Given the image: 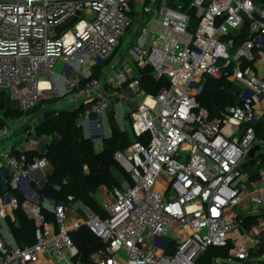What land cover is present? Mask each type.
<instances>
[{
	"label": "built area",
	"instance_id": "built-area-1",
	"mask_svg": "<svg viewBox=\"0 0 264 264\" xmlns=\"http://www.w3.org/2000/svg\"><path fill=\"white\" fill-rule=\"evenodd\" d=\"M124 36L132 37L136 64L169 78L167 87L148 93L137 74H114L117 87L142 94L130 111L131 126L148 139L115 152L131 182L107 188L101 212L83 205V216L69 217L73 202H59L48 220L39 203L26 199L21 205L35 222L36 240L21 246L0 237V264H47L41 254L50 264H81L71 232L82 225L103 242L86 264H196L209 246L230 242L229 257L243 260L264 242L257 226L243 229L238 219L250 208L264 209V157L258 182L241 166L255 144H262L255 157L264 153V136L253 125L264 115V74L255 71L264 54V0H0V90L26 112L62 96L53 68L61 59L75 61L87 75L79 88V122L86 124L111 102L91 66L111 58ZM206 75L240 85V102L221 120L209 118L198 101ZM78 82L68 79L69 89ZM11 134L3 119L0 218L19 205L11 190L49 165L45 155L6 149ZM236 228L242 232L233 238Z\"/></svg>",
	"mask_w": 264,
	"mask_h": 264
},
{
	"label": "trees",
	"instance_id": "trees-1",
	"mask_svg": "<svg viewBox=\"0 0 264 264\" xmlns=\"http://www.w3.org/2000/svg\"><path fill=\"white\" fill-rule=\"evenodd\" d=\"M243 35V37H246L245 32H243ZM240 39L238 38V41ZM97 68H99V65L93 68L92 77L99 78ZM85 79L79 81L74 90L79 89ZM139 79L140 87L148 93H157L169 85V78L165 75L159 78L156 77L153 68L149 65L140 67ZM197 98L200 105L208 110L209 118L217 120L222 119L224 110L240 102L237 88L225 76L216 78L206 75ZM48 101L53 102L55 99ZM38 104L23 112L6 100L5 108L0 111V114H4L6 117L19 118L23 113L28 114L36 111ZM83 107L84 104L80 101L71 107H54L46 110L39 122L35 124V132L37 135L51 136V141L41 151H25L29 157L35 154L45 155L49 161V166L52 168L44 176V180L40 185L33 182V187L38 194L40 210L48 220L55 219L54 208L45 204L44 200H51L54 203L79 201L93 211L101 212L102 208L96 197L99 187L101 185L107 188L122 187L124 182H131L126 170H123L124 172L119 170V162L115 159V152L127 149L135 140L139 139L146 142L148 139V135L135 136L132 126L131 137L127 130L120 128L111 116L112 133L103 139L101 150H97L92 137L86 134L84 124L79 122ZM128 117L130 118V113ZM2 118L0 116V123L3 121ZM253 125L256 136H264V119ZM10 151L12 153L20 152L14 147ZM263 157L264 153L260 152L254 158L247 157L246 161L242 163L241 166L244 170L249 169L250 166L256 168L251 174V178L255 179L259 176L258 170L263 165ZM1 180L2 173L0 170V182ZM11 192L17 196L19 201L18 207L13 210L15 223L10 224L11 232L17 244L21 246L32 244L36 240V225L34 220L29 218L22 208L21 204L26 200V196L20 189H12ZM238 219L242 220L243 229L246 230H251L258 223L256 214L247 216L239 213ZM71 236L79 248L80 253L77 259L80 260L81 264L90 263V254L103 246L101 239L85 225L71 232ZM230 246L231 242L225 246H209L196 261V264H227L224 260L229 257ZM239 261L241 264H264V242L252 247L248 258Z\"/></svg>",
	"mask_w": 264,
	"mask_h": 264
},
{
	"label": "crops",
	"instance_id": "crops-1",
	"mask_svg": "<svg viewBox=\"0 0 264 264\" xmlns=\"http://www.w3.org/2000/svg\"><path fill=\"white\" fill-rule=\"evenodd\" d=\"M124 38H127L126 41L127 42L129 41L131 43L132 37L124 36L123 40L117 47L114 55L111 58H109L107 62H104L102 64H98V63L93 64L90 70L92 73L93 68L99 65V68H97V71L99 73V78L102 80L104 90L111 100L110 107L107 109L109 110V112L106 110L104 114L100 116L97 114H93L91 119L86 124H84V130L86 134L92 137V139L94 140L95 148L97 150H101L103 139L110 136L112 133V129L110 126L111 116L115 119L118 126L125 130H127V128L124 122L126 121V119H128L129 126L131 128L130 118L128 117V114L130 113L131 109H133L138 104L141 98V95H142L141 93H137L136 91H134L132 88H130L127 85H124L122 87H117L114 82L115 80L114 74L120 70H124L125 73L129 77H131L133 74H137L138 77L140 76L141 66L136 64L134 61H132L129 58V56L126 55V51L123 46L124 42H126ZM261 58L262 59L258 63V66L255 67V71L258 74H264V54L261 55ZM78 70L79 71H77L78 74H77L76 80L81 81L82 79L87 78V75L83 74L81 69L78 68ZM68 79L69 77L66 76L65 73L61 75H56V76L53 74L52 82L55 85V87L59 90L60 94L62 95L61 98L58 99L57 101L61 102L63 100H66L70 104H76L82 100L80 91L73 90L74 92H71L68 95L64 96L65 91L69 90L66 86ZM234 85L236 88L240 87L238 83H234ZM12 106L16 107L15 104H12ZM24 115L25 113H23L19 117V119L23 117ZM0 116L3 117L2 114H0ZM262 119H264V115ZM39 120L40 119L34 118L31 123L32 125L30 124L29 126L28 125L25 126V124L27 123L25 122L24 126L26 128L24 130H21L18 124L14 128V131L12 130V134L10 135L8 140L4 142L5 148L11 150V148L14 147L15 149L20 150V151H28V150L41 151L45 147V145L51 141L52 137L46 136V135H37L36 132H34L35 135L32 134V128L34 127V131H35V124L39 122ZM97 145H99L100 148H98ZM51 170H52L51 166L48 165V167H46L43 171H38L36 174L34 173V175L37 177L36 180H32V179L30 180L36 183L37 185H40L44 180V176H46V174H48ZM247 170L249 171V175L251 178V174L254 172V170H256V168H254L253 166L252 167L250 166V168ZM258 171H259V176H257L255 179L251 178V181L258 182L261 179L262 177L261 168ZM0 183H1L0 184L1 185L0 186V203H2V199H4L5 197L6 183L3 178ZM19 189L26 196V199L30 201H31L30 196L32 197V194L33 195L35 194L37 197L35 203L36 202L39 203L37 191L33 187V185L28 184V181H25V180L22 181ZM106 189L107 187L104 185H101L99 187L97 191V193H99L101 196V199L97 198L99 203L103 199H105ZM44 203L52 208L54 206V202L51 200H44ZM72 205L73 207H71L70 209L69 217L76 216V215L83 216L84 211H85L84 206H83L84 204L82 202L75 201L72 203ZM259 209H263V208H259ZM259 209L253 207L249 209L250 211L249 213H244V212L242 213L247 216L251 214H256L257 219H258V223L256 226L259 228V230L256 228V231L257 233L259 232L263 233L264 232V209L263 210H259ZM11 223H15V216H14L13 211H9L5 218H0V237L7 244L16 243V240L11 232V228H10ZM77 229L72 230V232ZM40 258L43 259L45 263L50 264L49 262L50 259L46 255L41 254ZM13 264H35V263L34 262L23 263L20 261H16Z\"/></svg>",
	"mask_w": 264,
	"mask_h": 264
},
{
	"label": "rangeland",
	"instance_id": "rangeland-1",
	"mask_svg": "<svg viewBox=\"0 0 264 264\" xmlns=\"http://www.w3.org/2000/svg\"><path fill=\"white\" fill-rule=\"evenodd\" d=\"M124 40L126 41L127 38H124ZM124 48H125V51H126V55L129 56V58L133 61L132 59V55L130 53V47H131V44L130 42L126 41L124 42ZM79 68V65L77 64V62L75 61H64V60H59L56 62L54 68H53V72H54V75H61L63 73H65L66 76L69 77V79H74L76 80L77 78V74L79 71L78 70ZM67 88L69 89V85L66 84ZM75 91H80L79 89H75ZM71 92H74L73 90L69 89V90H66L65 91V95H68L69 93ZM61 97H48V98H44V99H41L40 102H39V106H38V109L36 111H33L31 113H28V114H25L23 117H21L20 119L19 118H10V117H6L4 116V114H2L4 120L6 121V123L12 128V130L14 131V128L19 124V127L21 128V130H24L26 127V125H30L32 123V120L34 118L36 119H41L43 114L45 113L46 110H50V108H65V107H71V106H74L75 104H70L68 101L66 100H63L61 102H58L57 100L60 99ZM52 99H55V101L53 102H49L48 100H52ZM109 112V110H107ZM25 122H27L25 124ZM125 125H126V128H127V132L128 134L132 137V132H131V128L129 126V120L126 119V121L124 122ZM25 124V126H24ZM32 125V124H31ZM34 127L32 128V134L35 135L34 133ZM9 138V137H8ZM7 139L4 140V142H6ZM11 139V138H10ZM98 148H100L99 145H97ZM263 151V150H262ZM120 164V163H119ZM118 164V168L119 170H121L122 172L125 171V169L123 168V166L120 164ZM124 170V171H123ZM25 181H28V184L30 185H33V182L29 179V180H25ZM124 182V181H123ZM97 195V198L98 199H101V196L99 193L96 194ZM36 195L32 194V197L30 196V199H31V202H35L36 201ZM259 210H263V209H259ZM258 230L259 228L256 227ZM241 232L242 230L239 229V228H236L233 232H232V237L233 238H238L240 235H241ZM259 232V231H258ZM261 233V232H259ZM264 234V232H263ZM227 264H241V262L234 258V257H228L226 260H224Z\"/></svg>",
	"mask_w": 264,
	"mask_h": 264
},
{
	"label": "water",
	"instance_id": "water-1",
	"mask_svg": "<svg viewBox=\"0 0 264 264\" xmlns=\"http://www.w3.org/2000/svg\"><path fill=\"white\" fill-rule=\"evenodd\" d=\"M80 14V12H77V14L75 16H73L66 24L64 27H68L74 24V22L77 20L78 15ZM5 102H6V90L5 89H1L0 90V111H3L5 108ZM262 149V144H255L249 151V156L251 158L255 157V153L258 150Z\"/></svg>",
	"mask_w": 264,
	"mask_h": 264
},
{
	"label": "bare ground",
	"instance_id": "bare-ground-1",
	"mask_svg": "<svg viewBox=\"0 0 264 264\" xmlns=\"http://www.w3.org/2000/svg\"><path fill=\"white\" fill-rule=\"evenodd\" d=\"M42 84H44V83H42Z\"/></svg>",
	"mask_w": 264,
	"mask_h": 264
}]
</instances>
